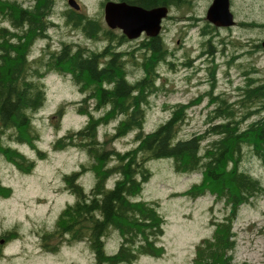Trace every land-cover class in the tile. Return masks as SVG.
I'll use <instances>...</instances> for the list:
<instances>
[{"label": "trees", "instance_id": "16d2710c", "mask_svg": "<svg viewBox=\"0 0 264 264\" xmlns=\"http://www.w3.org/2000/svg\"><path fill=\"white\" fill-rule=\"evenodd\" d=\"M105 1L100 0L101 8ZM122 1L146 8L180 7L188 2ZM56 3L57 0H0V152L23 171L34 166V158L7 140L32 143L37 139L33 115L46 100L42 80L46 73L69 74L83 93L76 108L87 116L85 123L58 136L51 146H77L86 151L90 160L62 174L74 199L59 211L52 229L41 234L43 247L53 251L63 243L85 241L94 264H136L142 254L161 255L164 247L159 239L164 233L165 218L156 200L140 194L153 173L149 160L168 158L175 172L201 174L200 180L184 191L186 195L196 198L211 189L226 207L221 219L212 220V234L195 244L194 264H240L232 253L233 221L242 204L252 203L264 193L262 177L246 166L251 157L264 169V80L248 74L236 86L235 98L227 91H216V53L207 38L212 28H203V45L208 47L202 53L209 56L210 74L206 95L212 105L205 128L181 135V125L192 102L178 101L169 106L165 119L145 131L150 96L162 87L158 82L159 66L174 65L173 51L164 37L158 33L144 34L138 40L129 38L122 30L109 27L104 19L66 1L59 11L65 24L79 29L95 45L61 40L54 48L48 41V31L57 24L53 18ZM39 39L46 42L37 55H32V46ZM256 45L262 47L261 42ZM235 57L231 55L227 63ZM247 73L249 70H244ZM114 120L113 134L100 138L98 127ZM130 131H134L132 146L118 149L109 145L110 138ZM35 149L40 157L45 156V151ZM85 170L94 175L88 189L79 181ZM112 232L118 235L119 242L114 251H108L106 239ZM16 234V229L2 233L7 239Z\"/></svg>", "mask_w": 264, "mask_h": 264}, {"label": "rangeland", "instance_id": "374dc122", "mask_svg": "<svg viewBox=\"0 0 264 264\" xmlns=\"http://www.w3.org/2000/svg\"><path fill=\"white\" fill-rule=\"evenodd\" d=\"M22 1L28 3L31 0ZM66 1L57 0L53 15L57 24L48 31L50 46L58 47L61 40L94 46V40L79 29L65 24L59 11L66 6ZM77 1L81 11L103 19L100 0ZM207 2L189 0L180 7L172 5L161 20L159 33L173 51L171 58L174 65L159 66L158 82L162 87L150 96V105L146 107L145 131L153 129L165 119L169 106L178 101L192 102L180 134L189 135L205 128V118L212 107L206 95L210 88L207 70L209 56L198 55L206 39L202 29L208 28L205 19H201L205 16ZM234 8L237 20H264V0H235ZM207 35L216 48V91H227L235 98L236 86L242 84L248 74L264 80V49L256 45L264 38L261 25L221 28L217 35ZM45 42L44 39L36 41L32 46V55H37ZM126 44L124 46L128 47ZM233 54L236 57L228 64L226 60ZM252 66L255 70H251ZM246 69L249 73L244 74ZM133 76L129 75L130 78ZM42 80L46 85V100L33 115L37 139L31 140L32 143L7 140L26 156L34 158V166L30 171H23L0 152V264H94L93 253L85 241L63 243L53 251L42 245L41 234L52 229L59 211L74 199L65 186L62 174L90 160L86 151L77 146L63 149L51 146L58 136L85 123L87 116L76 108L83 93L69 74L48 72ZM115 123L114 120L100 125L99 137H110ZM133 138L134 131H130L123 136H113L108 143L118 149H126L134 144ZM33 144L45 151V156L40 157ZM170 161L168 158L149 160L148 165L153 173L144 183L140 194L142 198L156 200L165 218L164 233L159 239L164 251L159 256L142 254L136 259V264H194L195 244L202 237L212 234V220L221 219L226 211L211 189L196 198L186 195L184 191L199 181L201 174L175 172ZM246 166L260 175L264 182V169L255 158L250 157ZM93 178V172L85 170L79 181L88 189ZM111 183L112 179L109 181ZM232 227L235 235L234 259L240 264H264V193L252 203L240 206ZM9 229H16L17 234L7 239L2 233ZM118 242V235L112 232L106 239L107 250L114 251Z\"/></svg>", "mask_w": 264, "mask_h": 264}, {"label": "water", "instance_id": "95a60500", "mask_svg": "<svg viewBox=\"0 0 264 264\" xmlns=\"http://www.w3.org/2000/svg\"><path fill=\"white\" fill-rule=\"evenodd\" d=\"M72 7L79 9L77 0H67ZM167 5H157L150 8L122 0H106L103 4V18L111 27L120 28L129 38L139 36L142 32L156 35L161 28V20L166 16ZM211 21L218 25H231L235 22L229 9V0H213L207 9ZM264 47V39L261 41Z\"/></svg>", "mask_w": 264, "mask_h": 264}, {"label": "flooded vegetation", "instance_id": "af4514ba", "mask_svg": "<svg viewBox=\"0 0 264 264\" xmlns=\"http://www.w3.org/2000/svg\"><path fill=\"white\" fill-rule=\"evenodd\" d=\"M189 1V0H188ZM208 2H207V6H206V8H205V16L204 17H201V19H205V22H206V25L208 26V28H212V30L210 31V34H214V36L215 35H217L218 33H219V29H221V28H226V29H228V28H230V27H234V26H236V27H244V26H251V25H255L256 23L257 24H259V25H261L262 26V28L264 29V20L262 21V22H259V21H253V20H242V19H240V20H237L236 19V16H237V13H236V10H235V8H234V4H235V0H229V9H230V11L232 12V14H233V18L235 19V22L234 23H232L231 25H218V24H216V23H214L213 21H211L210 19H209V17H208V15H207V9H208V7L210 6V4L212 3V1L213 0H207ZM169 8V7H168ZM189 18H195V17H189ZM200 18H198V20H199ZM139 37H143V32L141 33V35L139 36ZM209 37V36H208ZM212 37V36H211ZM220 38H222V37H220ZM208 39H211V38H208ZM264 39V38H263ZM210 43H211V41H210ZM258 43V42H257ZM211 45H212V43H211ZM213 46V45H212ZM213 48H214V46H213ZM202 50H207V48H203ZM202 50H201V52H200V54L201 55H203V54H206V53H202ZM215 50H216V48H214V52H215ZM201 55H198V56H201Z\"/></svg>", "mask_w": 264, "mask_h": 264}]
</instances>
